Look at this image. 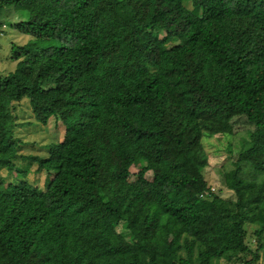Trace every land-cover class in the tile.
Here are the masks:
<instances>
[{"label":"trees","instance_id":"trees-1","mask_svg":"<svg viewBox=\"0 0 264 264\" xmlns=\"http://www.w3.org/2000/svg\"><path fill=\"white\" fill-rule=\"evenodd\" d=\"M0 26L29 36L0 75V170L16 155L13 101L64 130L27 156L43 187L0 180V264H259L264 0H0ZM241 130L225 199L202 138Z\"/></svg>","mask_w":264,"mask_h":264},{"label":"rangeland","instance_id":"rangeland-1","mask_svg":"<svg viewBox=\"0 0 264 264\" xmlns=\"http://www.w3.org/2000/svg\"><path fill=\"white\" fill-rule=\"evenodd\" d=\"M186 6L191 7L189 2ZM29 39L26 34H21L17 30L6 26H0V75L8 73L15 69L16 61L9 58L10 48L14 45H22ZM13 115V135L17 139L16 155L13 159V168L0 170V180L4 184L13 181L15 175L20 172L26 174V179L33 185L43 187L46 170H36L37 165L28 159V155H47V145L56 142L63 137V125L55 117H49L46 124H41L35 120L29 100L23 97L20 100L11 103ZM202 144L207 154V164L203 168V174L207 179L213 192L225 199H233L232 189L225 186L222 182V174L232 168V163L239 151L248 145V133L245 130L234 135L216 134L210 137H203ZM138 166H131L132 173L130 179L134 178V173ZM145 177L152 179V173L147 171ZM246 242L250 249L256 247L254 230L258 224H247ZM264 243V241H263ZM249 255H243L240 259L232 258L226 260L221 258L217 264H243V261L249 259ZM259 264H264V245L259 252Z\"/></svg>","mask_w":264,"mask_h":264}]
</instances>
